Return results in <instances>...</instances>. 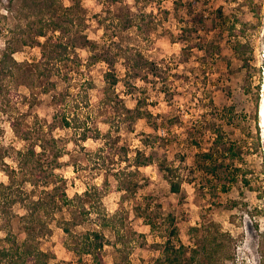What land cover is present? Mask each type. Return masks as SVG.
I'll return each instance as SVG.
<instances>
[{
    "label": "rangeland",
    "instance_id": "rangeland-1",
    "mask_svg": "<svg viewBox=\"0 0 264 264\" xmlns=\"http://www.w3.org/2000/svg\"><path fill=\"white\" fill-rule=\"evenodd\" d=\"M175 1H180V5L176 6ZM62 3L64 7L80 6L83 33L91 46L76 51L79 66L62 71V75L68 73L67 82L54 77L55 89L47 94L42 92L46 80L30 75L32 69L28 66L5 81L3 92L16 97L9 105L0 107V156L4 152L9 155L4 163L16 169L15 151L33 145L40 151L37 145L41 135H26L28 140L23 141L25 135H15L9 119L18 121L21 127H32L38 117L37 126L46 134L47 141L41 143L46 146L48 160L56 153L61 155L52 164L47 184L39 182L32 186L34 178L25 177L28 168L18 172L13 180L16 196L36 199L46 190L56 194L64 191L72 198L87 185H102L106 180L108 191L102 205L113 217L116 230H102L108 244L102 251L104 264H156L169 239L187 251L199 250L203 238L213 231L212 223L229 235L227 263L264 264V0H62ZM17 4L0 0V56L16 25L15 12L9 10ZM231 23L236 25V34L229 32ZM184 28L193 30L181 42L179 35ZM44 40L38 39L39 43ZM200 40L211 41L219 54L211 71L207 70L208 77L214 80L207 90L203 74L197 68L196 57L201 53L192 48L188 57L181 54L184 46L199 44ZM120 47H132L145 59L160 65L157 77L146 70L142 78L133 81L139 90L124 86L121 79L125 62L123 58H115ZM13 48V59L18 63L32 64L41 56L38 46L17 44ZM109 70L120 79L115 93L121 102L134 109L140 99L142 109L152 115L150 120L140 119L130 125L113 119L114 109L100 102L103 74ZM88 80L94 83L91 89L83 85ZM68 88L74 94L73 101L59 104V94ZM209 98L213 108L225 115L224 122L218 123L229 141L238 143L242 159L235 160L233 165V169H242L237 181L227 193H219L216 198L210 197L205 186H201V173L194 165L196 154L209 149L212 136L190 135L193 123L206 115ZM62 117L70 120V128L62 127ZM76 125L80 128H75ZM95 129L102 135H95ZM109 130L110 135L105 136ZM121 148L128 150L130 160L140 149L153 162L166 158L179 166L180 193L169 191L154 164L139 169L136 189L118 190L114 173L128 166ZM99 149L102 151L98 152ZM44 165L51 168L47 162ZM3 169L0 162V183L7 185L9 180ZM9 211L13 216L0 215V239L9 233L12 243L15 240L21 243L26 234L25 222L20 217L26 212L19 204ZM168 215L174 217L177 239L169 238ZM63 217L70 218L68 209L55 215L56 221ZM56 221L50 222L49 230L43 229L32 241V247L45 254L44 263L92 264L90 256L77 255L65 248V236ZM97 225L96 215L90 214L74 231L83 234L98 229ZM193 227L198 229L197 234L189 231ZM200 260L203 261L201 256Z\"/></svg>",
    "mask_w": 264,
    "mask_h": 264
},
{
    "label": "trees",
    "instance_id": "trees-1",
    "mask_svg": "<svg viewBox=\"0 0 264 264\" xmlns=\"http://www.w3.org/2000/svg\"><path fill=\"white\" fill-rule=\"evenodd\" d=\"M134 1L139 2L141 0ZM10 2H18L19 4L14 9L9 10L11 13L15 12L13 18L16 21V25L11 36L5 42L0 56L1 108L9 105L12 99L16 97L15 94L3 92L6 86L5 81L8 78L13 77L14 74L19 73L28 66L32 69L30 75L36 79L46 80V85L42 88V92L47 94L55 89L56 84L52 80L54 77L60 78L63 82L68 81V73L62 75V71H68L72 66L79 64L80 59L76 51L82 48H90L91 46L87 36L83 33L84 17L80 14V6L73 4L70 7H64L62 0H10ZM175 5H180V1H175ZM192 30L191 28H184L179 35V40L181 42L186 41L187 37L191 36ZM229 30H231L229 31L230 33L236 34L234 33L236 25L231 23ZM39 38H44V42L39 43ZM200 42L196 45L184 46L181 49V54L188 57L192 48H196L201 53V55L196 57L197 68L203 74V80L206 83L204 87L207 90V86L214 84V80L208 77L207 70L211 71V66L217 61L219 54L211 41L200 40ZM17 44L30 47L38 46L41 50L39 60L32 64L15 61L13 59V47ZM118 57L123 58L125 62V73L121 79L123 85L135 90H139V88L134 85L133 81L142 78V72L147 70V73L157 77V72L161 70L160 65L145 59L139 51L134 50L132 47L118 48L115 58ZM119 82L120 79L114 71L109 70L103 74V99L100 102L104 107L114 109L115 116H113V119H118L119 122L129 123L130 125L140 119L150 120L152 115L142 109V101L140 99H137L134 109H128L121 102L115 93ZM83 85L91 89L94 83L92 80H88L83 81ZM73 98L74 94H71L68 88L64 93L59 94L57 102L59 104H67L69 101H73ZM208 105L210 107H207L206 115L202 116L203 120L197 119L193 123L190 135L201 136L209 133L212 136L209 149L206 152L196 154L194 165L197 171L201 173V186H205L210 197L216 198L219 193H227L231 184L237 181L238 176H240L238 172H241L242 169L238 167L233 169V165L235 160L242 159L238 143L230 142L222 124L218 123V121L224 122L225 115H222L220 110L213 108L214 104L210 98ZM117 109L120 110L117 111ZM231 110L230 114L233 113ZM61 120L62 127L70 128L71 122L69 119L62 117ZM38 123L39 119L36 117L33 120L32 127H21L18 121L9 119V125L14 134L25 135L21 140H28L26 135H41V139H38L40 143L37 145L40 151H36V145L25 150L15 151L18 157L16 169L4 163V158L9 157L7 152L3 153L4 156H0L2 158L0 162L4 168L2 171L9 180L7 185L0 183V215L13 216L9 210L16 204L23 207L26 212V215L20 217L25 222L26 237L21 243L16 240L12 243L9 233L3 239H0V264H46L42 260L45 254L37 251L36 248L34 249L32 241L43 232V229L48 231L49 223L56 221V213H62L64 209L69 210L70 218L63 217L56 222L58 228L65 236V248L77 255L90 256L92 264H104L102 251L108 244L102 230H116V225L112 222L113 217L105 212L102 205V199L108 191V182L106 180L102 185H87L81 194H75L72 198H69L64 191L56 194L46 190L42 191L43 196L36 199L28 195L23 197L21 194H17L16 196L13 180L18 172L22 173L28 168L25 177L28 176L29 178L31 176L34 178L32 186L37 185L39 182L47 184L46 181L49 176H52L53 162L56 164L61 157L59 153H56L48 160L49 155L47 154L46 146L41 143L46 140L44 136L46 134H44L42 127L37 126ZM109 126L111 127L110 124ZM75 128L78 129L80 127L76 125ZM93 131L97 136L102 135L99 129ZM110 133L111 130L105 136L110 135ZM81 135H86V133ZM82 139L86 140L87 138L83 137ZM120 150L124 153L128 166L125 170L114 173L118 190L130 191L131 189H136L139 181L135 178L140 176L139 169L154 164L156 173L167 182L169 191L172 194L180 193L182 179L179 166L170 163L166 158L153 162V158L146 157L140 149L134 152V158L130 160L128 158V150L126 148H121ZM101 151L102 149L98 150V152ZM46 162L50 165V169L44 165ZM101 163L103 166L105 165L104 161ZM242 180L248 184L245 179ZM138 210L139 206H137V212ZM90 214L96 215L98 229L77 234L74 231L75 228L86 222ZM166 219L171 225L169 238L177 239L178 233L174 227V217L168 215ZM211 227L213 231L203 238V244L199 247V250L187 251V248L181 244L175 245L170 239L166 241L161 250V257L156 261V264H230L227 263L230 257L226 255L228 253L227 242H230L229 235L221 232L216 224L212 223ZM189 231L193 234L198 233V229L194 227ZM200 256L203 261L200 260Z\"/></svg>",
    "mask_w": 264,
    "mask_h": 264
},
{
    "label": "bare ground",
    "instance_id": "bare-ground-1",
    "mask_svg": "<svg viewBox=\"0 0 264 264\" xmlns=\"http://www.w3.org/2000/svg\"><path fill=\"white\" fill-rule=\"evenodd\" d=\"M263 76H264V75H263ZM262 116H263V124H264V104H263ZM263 138H264V136H263ZM263 142H264V140H263Z\"/></svg>",
    "mask_w": 264,
    "mask_h": 264
},
{
    "label": "clouds",
    "instance_id": "clouds-1",
    "mask_svg": "<svg viewBox=\"0 0 264 264\" xmlns=\"http://www.w3.org/2000/svg\"><path fill=\"white\" fill-rule=\"evenodd\" d=\"M264 128V127H263ZM263 133H264V129H263ZM263 140H264V138H263ZM263 140H262V142H263ZM264 148V147H263Z\"/></svg>",
    "mask_w": 264,
    "mask_h": 264
}]
</instances>
